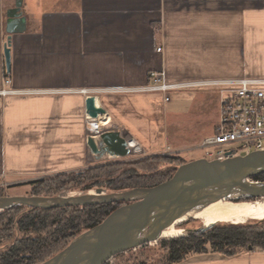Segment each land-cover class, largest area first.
<instances>
[{"label":"crops","instance_id":"crops-1","mask_svg":"<svg viewBox=\"0 0 264 264\" xmlns=\"http://www.w3.org/2000/svg\"><path fill=\"white\" fill-rule=\"evenodd\" d=\"M16 3L0 0V89ZM20 11L26 29L11 35L7 87L18 92L0 95V182L8 185L118 157L89 146L91 135L99 139L87 128L89 97L106 109L100 134L162 150V96L112 90L144 85L150 71L165 69L171 81L264 77V0H22ZM175 264H264V250Z\"/></svg>","mask_w":264,"mask_h":264},{"label":"water","instance_id":"water-1","mask_svg":"<svg viewBox=\"0 0 264 264\" xmlns=\"http://www.w3.org/2000/svg\"><path fill=\"white\" fill-rule=\"evenodd\" d=\"M22 0L9 12L4 48L6 69L11 71V35L23 32L26 22L20 8ZM106 109L96 105L95 97L86 100V119L96 121ZM95 153L115 156L131 154V143L119 131H104L99 139L90 136ZM264 173V150L224 159H192L178 167L173 176L153 187L105 192L96 189L66 197L6 196L0 199V211L18 205L31 208H59L95 203L124 201L101 223L90 228L63 250L41 264H105L115 255L152 243L163 237L167 228L193 218L203 204L217 201L264 199V181L251 178ZM244 201V200H240Z\"/></svg>","mask_w":264,"mask_h":264},{"label":"trees","instance_id":"trees-1","mask_svg":"<svg viewBox=\"0 0 264 264\" xmlns=\"http://www.w3.org/2000/svg\"><path fill=\"white\" fill-rule=\"evenodd\" d=\"M168 160V158L155 157L128 163L98 165L82 171L37 179L29 183L32 185H60L66 179L71 178V181L81 182L84 191L93 188L111 192L148 188L170 179L178 167L185 162L175 165L170 173L160 177L157 175L158 177L154 176L153 178V175L148 173L141 175L137 170L144 167L153 168L159 163L168 162ZM122 166L125 168L119 170ZM251 179L264 181V173ZM32 195L43 196L39 192ZM43 197L55 196L46 195ZM240 200L245 201L247 198ZM124 203L126 202L115 201L51 209L18 205L1 210L0 264H41L63 250L78 235L101 223L112 211ZM197 219L204 222L203 219L206 218ZM154 243L164 250L163 261L159 264H175L191 255L202 253L234 256L247 251L264 250V216H243L224 220L208 227L190 230L184 235L161 237ZM148 244L150 243L136 247L135 250ZM132 250L119 253L112 258H118ZM128 264L146 263L130 262Z\"/></svg>","mask_w":264,"mask_h":264},{"label":"rangeland","instance_id":"rangeland-1","mask_svg":"<svg viewBox=\"0 0 264 264\" xmlns=\"http://www.w3.org/2000/svg\"><path fill=\"white\" fill-rule=\"evenodd\" d=\"M171 100L167 102L163 111L164 134L166 135L167 145L157 153L148 154L145 150L142 152H132L127 156L104 158L101 165H111L113 163H128L144 158H168V162L159 163L151 168H139L137 171L141 175L151 174L162 176L170 173L175 165L181 162H188L192 159L200 158L196 149L202 140L211 135L215 129L220 116L219 95L215 88H190L171 91ZM103 116V115H102ZM88 128V126H87ZM89 130V129H88ZM103 128L100 129V132ZM109 130V129H107ZM94 132L89 130V134ZM100 133H95L99 136ZM200 151V150H199ZM201 154V153H200ZM125 157V158H123ZM125 168L120 167L119 170ZM54 176V175H53ZM49 176V177H53ZM157 176V177H158ZM48 178V177H46ZM158 179V178H157ZM66 179L63 184L55 185H32V184H5L0 182V199L6 196H31L34 193H41L43 196L51 195L55 197H66L69 195H78L87 192H95V188L84 191L83 185L77 181ZM153 181H156L153 179ZM109 193L111 191H106ZM17 219V218H16ZM206 221L207 219H203ZM6 221V220H5ZM2 223L0 222V225ZM182 229V234H187L190 230L208 227L204 225L201 219L189 218L178 225ZM20 237V235H17ZM164 250L156 243H150L142 248H135L132 251L122 254L118 258H111L108 263H146L159 264L163 261ZM122 262V263H121Z\"/></svg>","mask_w":264,"mask_h":264},{"label":"built area","instance_id":"built-area-1","mask_svg":"<svg viewBox=\"0 0 264 264\" xmlns=\"http://www.w3.org/2000/svg\"><path fill=\"white\" fill-rule=\"evenodd\" d=\"M157 51L161 52L162 47H158ZM10 83L7 73L0 95L18 92L7 88ZM190 88H215L219 95V121L214 133L205 137L196 149L195 154H199L198 157L224 159L264 150V77L171 81L166 70L161 69L150 71L148 82L144 85L112 90L159 94L167 103L171 100L169 94L171 91ZM82 91L86 92V89ZM88 122V129L94 132V123ZM100 129L99 125L93 134L100 133ZM142 151L140 145L138 150L131 147V152Z\"/></svg>","mask_w":264,"mask_h":264},{"label":"bare ground","instance_id":"bare-ground-1","mask_svg":"<svg viewBox=\"0 0 264 264\" xmlns=\"http://www.w3.org/2000/svg\"><path fill=\"white\" fill-rule=\"evenodd\" d=\"M92 122L94 123V128H95L93 129V131L96 132V128H98V126L100 125V120H96ZM102 123L106 124V122H102ZM136 149L138 150L139 147ZM243 216L244 217L264 216V199L260 198L251 201H229V202L217 201L212 204H203L201 209L193 215V218H206L207 220L204 221L203 223L204 225L209 226L217 222L230 220L233 218L243 217ZM176 226L178 225L167 228L164 232L163 237L181 235L182 229Z\"/></svg>","mask_w":264,"mask_h":264},{"label":"flooded vegetation","instance_id":"flooded-vegetation-1","mask_svg":"<svg viewBox=\"0 0 264 264\" xmlns=\"http://www.w3.org/2000/svg\"><path fill=\"white\" fill-rule=\"evenodd\" d=\"M260 199V198H259Z\"/></svg>","mask_w":264,"mask_h":264}]
</instances>
